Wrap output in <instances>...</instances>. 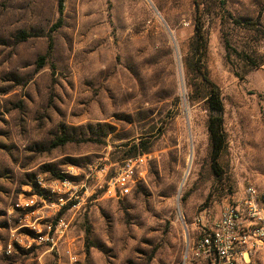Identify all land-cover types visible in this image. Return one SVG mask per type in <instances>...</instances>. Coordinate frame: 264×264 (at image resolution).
I'll list each match as a JSON object with an SVG mask.
<instances>
[{"label":"rangeland","instance_id":"obj_1","mask_svg":"<svg viewBox=\"0 0 264 264\" xmlns=\"http://www.w3.org/2000/svg\"><path fill=\"white\" fill-rule=\"evenodd\" d=\"M203 75L223 106L215 165ZM247 184L264 189V0H0V264H184L195 218ZM46 222L53 244L30 228Z\"/></svg>","mask_w":264,"mask_h":264},{"label":"built area","instance_id":"obj_2","mask_svg":"<svg viewBox=\"0 0 264 264\" xmlns=\"http://www.w3.org/2000/svg\"><path fill=\"white\" fill-rule=\"evenodd\" d=\"M139 158L124 160L115 170V176L105 183L106 196L120 197L136 175ZM62 220L57 227L64 226ZM196 234L186 244L184 264H252L255 254L264 248V189L247 184L238 199L225 203L218 217L211 223L204 215L195 218ZM45 233L39 224L30 228L39 234V241L53 244L54 226L46 222ZM10 242H0V255L12 253Z\"/></svg>","mask_w":264,"mask_h":264},{"label":"trees","instance_id":"obj_3","mask_svg":"<svg viewBox=\"0 0 264 264\" xmlns=\"http://www.w3.org/2000/svg\"><path fill=\"white\" fill-rule=\"evenodd\" d=\"M62 13V2H58V14L59 20L54 25V28H57L60 25ZM192 48L194 54L196 55L195 63L199 65L205 50H206V39L203 35L202 25L199 21H196L195 24V34L192 39ZM225 49H226V59L229 61L231 57L237 59L243 67H247V71L251 69H257L259 67V63L255 60L251 59L247 55L236 51L234 48L230 46L228 41H225ZM199 69V68H198ZM207 83V96L206 102L207 107L210 111V116L207 123V131L209 135L210 141V159L213 165L217 164V160L220 155L223 153L226 147V137L223 130V106L220 100V94L218 88L209 82L206 77L203 75L202 78Z\"/></svg>","mask_w":264,"mask_h":264}]
</instances>
